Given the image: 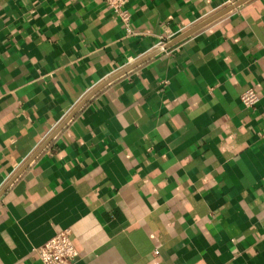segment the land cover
Segmentation results:
<instances>
[{"label": "crops", "instance_id": "crops-1", "mask_svg": "<svg viewBox=\"0 0 264 264\" xmlns=\"http://www.w3.org/2000/svg\"><path fill=\"white\" fill-rule=\"evenodd\" d=\"M236 1L0 0V264H264V0L156 48Z\"/></svg>", "mask_w": 264, "mask_h": 264}, {"label": "built area", "instance_id": "built-area-1", "mask_svg": "<svg viewBox=\"0 0 264 264\" xmlns=\"http://www.w3.org/2000/svg\"><path fill=\"white\" fill-rule=\"evenodd\" d=\"M104 1L119 20L124 35L132 34L130 28L131 14L127 9V4L131 0ZM164 44L165 41L160 39L156 43V48L162 50L164 49ZM239 98L245 107L252 109L257 105L260 97L253 88H247L240 93ZM69 234L68 229L58 231L42 245L34 249L42 264H71L75 260L77 251L70 240Z\"/></svg>", "mask_w": 264, "mask_h": 264}, {"label": "water", "instance_id": "water-1", "mask_svg": "<svg viewBox=\"0 0 264 264\" xmlns=\"http://www.w3.org/2000/svg\"><path fill=\"white\" fill-rule=\"evenodd\" d=\"M246 0H237L235 3H233L231 6L227 7L226 9L216 13L215 15L211 16L210 18H208L207 20L203 21L202 23H200L199 25L193 27L192 29H190L189 31H187L186 33H184L183 35H180L179 37H177L176 39H174L173 41L169 42L166 46H164V48L166 47H170L171 45H173L174 43L178 42L179 40L183 39L184 37L188 36L189 34H191L192 32L198 30L199 28H201L202 26L206 25L207 23H209L210 21L220 17L221 15H223L224 13H226L227 11H229L231 8L240 5L241 3L245 2Z\"/></svg>", "mask_w": 264, "mask_h": 264}]
</instances>
